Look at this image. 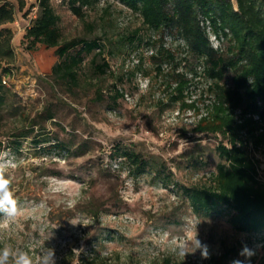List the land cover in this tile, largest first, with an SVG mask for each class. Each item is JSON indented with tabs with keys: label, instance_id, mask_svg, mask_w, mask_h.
Returning <instances> with one entry per match:
<instances>
[{
	"label": "rangeland",
	"instance_id": "rangeland-1",
	"mask_svg": "<svg viewBox=\"0 0 264 264\" xmlns=\"http://www.w3.org/2000/svg\"><path fill=\"white\" fill-rule=\"evenodd\" d=\"M50 2L65 41L97 40L105 54L96 64L94 54L85 55L80 85L70 88L52 77L56 49H29L25 39L39 0H26V9L4 27L14 34L16 59L5 76L9 96L0 124V163H15L6 171L21 211L14 218L3 212L0 248L28 252L34 261L54 248L56 264H213L225 255L229 264L262 262L264 235L234 230L225 208L195 213L185 193L212 185L222 162L218 147L226 143L219 134L196 132L216 99L205 60L179 33L150 30L140 14L118 1L86 7L84 23L69 0ZM228 48L225 42L227 59ZM103 62L109 68L99 75L95 67ZM232 77L229 70L220 86L230 87ZM180 82L188 84L183 97ZM60 143L64 152L50 150ZM117 149L138 154L146 168L130 165V174L128 165L115 169ZM253 156L264 166L263 149ZM71 219L80 224L73 226ZM189 225L195 226L191 234ZM196 231L209 257L199 250L181 257L179 246L190 250ZM245 246L255 251L250 261L240 254Z\"/></svg>",
	"mask_w": 264,
	"mask_h": 264
},
{
	"label": "trees",
	"instance_id": "trees-1",
	"mask_svg": "<svg viewBox=\"0 0 264 264\" xmlns=\"http://www.w3.org/2000/svg\"><path fill=\"white\" fill-rule=\"evenodd\" d=\"M140 14L143 24L155 32L176 31L188 48L205 60L207 77L216 82L212 112L203 117L196 132L221 135L225 142L218 147L222 161L213 175L212 185L189 188L185 193L197 214L228 209L231 226L240 233L264 235V183L258 181L254 150L264 153V0H115ZM97 0H69L72 13L85 22L84 9ZM26 0H0V124L9 91L2 84L10 76L9 68L16 54L12 45L14 34L5 26L16 20L17 10L26 9ZM220 42L216 49L210 33ZM25 39L33 49L43 45L56 49L59 62L52 68V77L64 86L80 85L79 69L85 55H93V64L103 59L105 50L97 40L65 41L60 17L50 0H39V15L27 30ZM229 43L224 55V44ZM171 57L174 55L168 51ZM108 64L96 65L95 71L105 75ZM233 71L232 85L222 87L227 72ZM187 83L180 82L177 91L183 97ZM195 109V104L188 106ZM254 117H258L255 120ZM250 144L253 147H250ZM2 147V142H0ZM50 150L64 152L66 146L55 144ZM114 163L145 169L147 164L130 150H115ZM120 161V163H119ZM119 166V167H120ZM3 211H0V219ZM229 256L213 259V264H229ZM81 264H110L104 260ZM259 264H264V260Z\"/></svg>",
	"mask_w": 264,
	"mask_h": 264
},
{
	"label": "clouds",
	"instance_id": "clouds-1",
	"mask_svg": "<svg viewBox=\"0 0 264 264\" xmlns=\"http://www.w3.org/2000/svg\"><path fill=\"white\" fill-rule=\"evenodd\" d=\"M144 86L145 85L142 84L141 88ZM9 168H15L13 159H5L3 163H0V211H3L8 218H14L19 215L21 209L18 207L17 200L11 189V179L7 175L6 171ZM70 223L73 226L80 224L77 219H71ZM4 226V224H0V228H3ZM193 227L195 226L189 225V234H191ZM197 237L198 233L196 231V238L191 241L190 250L185 244H181L179 246V255L181 257L185 258L189 254H195L198 250L201 252L202 258L206 259L209 257L208 246L203 244ZM240 254L250 261L251 257L255 255V251L254 249H250L245 246ZM55 256V249L47 248L34 261L28 252L13 250L7 246L0 248V264H9L10 258L12 260V264H56ZM233 264H244V261L234 260Z\"/></svg>",
	"mask_w": 264,
	"mask_h": 264
},
{
	"label": "built area",
	"instance_id": "built-area-1",
	"mask_svg": "<svg viewBox=\"0 0 264 264\" xmlns=\"http://www.w3.org/2000/svg\"><path fill=\"white\" fill-rule=\"evenodd\" d=\"M209 33H210L211 43L217 49L220 46V42L214 35L211 34L210 30H209ZM2 84L4 86H8V81H7L5 76L2 79ZM126 98L129 100L128 96H126ZM254 119L258 120V117H254ZM250 147H253V146L250 144ZM119 166L120 165L118 163H115V165H114L115 169H119ZM257 172H258V177H257L258 181H260L261 183H264V166H259V164H258L257 165Z\"/></svg>",
	"mask_w": 264,
	"mask_h": 264
}]
</instances>
